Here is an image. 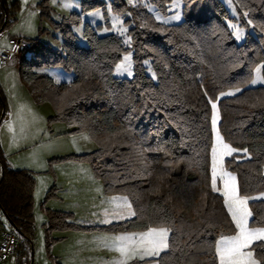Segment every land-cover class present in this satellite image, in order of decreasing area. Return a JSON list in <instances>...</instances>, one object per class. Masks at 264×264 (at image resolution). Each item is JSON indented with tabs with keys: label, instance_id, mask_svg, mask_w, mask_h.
Wrapping results in <instances>:
<instances>
[{
	"label": "trees",
	"instance_id": "trees-1",
	"mask_svg": "<svg viewBox=\"0 0 264 264\" xmlns=\"http://www.w3.org/2000/svg\"><path fill=\"white\" fill-rule=\"evenodd\" d=\"M166 13L172 0H148ZM182 19L159 21L145 4L111 0L113 11L128 27L127 45L116 33L99 35L84 22L85 44L73 27L82 13L103 0H80V10L52 21L62 36L59 48L39 38L27 39L20 54L18 74L37 104L49 103L48 123L62 121L68 132L85 131L95 148L48 159V171L59 161L87 162L106 195H125L135 216L104 225H81L72 214L46 209L44 231L98 229L108 232L165 227L169 247L159 256L129 264H218L217 239L235 233L223 196L211 187L212 108L219 109L218 127L224 140L244 154L225 158L235 173L241 193L264 192V84L249 86L261 65L264 76V0H233L232 16L222 0H181ZM49 14L47 0L38 4ZM16 21L6 0H0V32ZM228 21H239L246 31L237 42ZM100 24H98L99 26ZM132 52L133 75L116 77L112 70L124 52ZM149 60L155 74L147 73ZM47 66L71 70V81L56 82L42 71ZM232 96L219 97L228 89ZM0 97V122L6 114ZM35 173L13 168L0 150V210L18 237V252L28 255L34 230ZM251 226H264V199L249 201ZM5 217V216H4ZM13 225L19 229L20 235ZM25 243H28L25 244ZM256 244H264L257 241ZM253 244L254 257L264 264V248ZM24 259V258H23ZM29 261L25 258V263Z\"/></svg>",
	"mask_w": 264,
	"mask_h": 264
},
{
	"label": "rangeland",
	"instance_id": "rangeland-1",
	"mask_svg": "<svg viewBox=\"0 0 264 264\" xmlns=\"http://www.w3.org/2000/svg\"><path fill=\"white\" fill-rule=\"evenodd\" d=\"M40 1L42 0H7V5L9 10L13 11L14 15L16 16V21H15L16 23H14L10 27V29H8L7 31L5 30L3 33L0 34V46H2L9 39L10 36L13 35L15 36L20 34L27 37L28 39L39 38L43 43H50L52 46L57 48L61 46L62 36L57 30H55L52 27V21H57L63 15H67L72 11H79L81 8L80 0H47V5L49 7L48 8L49 14L47 15L41 14V9L38 5ZM103 1L105 3L104 8L97 7L95 9L82 13V22L73 27V32L76 35V39L78 43L82 45L85 44V39L83 37V26H84V22H88L92 27L96 29V32L99 35L116 33L120 37H122L123 41L127 45H129L130 37L128 35V27L124 23L122 16L116 13L115 11H113L110 3L111 0H103ZM127 1L129 2V4L132 5L145 4L148 10L151 11L154 14V16L159 21L162 22L167 21V23H176L182 19L181 0H172L168 5L166 13H161L157 11L155 7L151 3H149L148 0H127ZM222 1L228 8L230 14L232 16H236L237 10L233 3V0H222ZM174 16H179V19H172V17ZM98 24L100 25L98 26ZM228 25L232 29L233 37L237 42H240L241 40L244 39V34L246 29L242 25H240L239 21H228ZM7 32L9 33L7 34ZM125 56L130 57L131 66L129 71L131 72V75H129L128 72L117 71V65L121 64L122 62H125L124 61ZM7 64L8 63H4V64L0 63V97L3 98L5 104H6L5 99L8 97L7 95L11 90L14 89L12 87L13 81L14 80L15 82L16 80L17 82L21 81L19 78V74H18V78L17 75L16 77L14 76L13 67L6 68ZM144 66L146 67V73L153 80H155V74L151 68L150 61L145 60ZM257 68H260L259 79H257V72H256ZM42 71L53 77V79L56 82H62V81L68 82L71 81L74 77L73 71L66 70L60 66H47L42 68ZM112 74L116 77H131L133 75V63H132L131 51H127L122 54L120 60L114 66L112 70ZM253 80H257V82L255 84L251 83V81ZM251 81L249 83V86L264 84V76H262L261 74V65L255 68L254 75ZM235 90L236 89H228L223 92H230V91L234 92ZM221 93H219L218 95L219 97H222L220 95ZM7 106L9 109V104H6V107ZM38 108H39V115H40L39 118L41 119V123L37 125V122H35L34 124L35 128L36 127L39 128L38 133L35 136L36 143L28 147L29 149L28 148L24 149L23 152L26 150V152L28 153L30 152L29 150L31 149H33L32 152H35L36 148H43L48 143L53 145L57 151H62L64 149H68L72 147L73 150L75 151L85 150L88 152L95 148V142L85 131L68 132V126L62 121H54L52 123H48V116L52 114V107L49 103L47 102L41 103V105H39ZM211 117H212V113H211ZM4 122L6 123L8 121H5L4 119L2 123L5 124ZM48 124H50L51 126L50 128H47ZM211 129H212V140H213L212 147H213L215 143V135L213 132L212 124H211ZM84 137H87V139H84ZM212 147H211V171H212ZM242 154L243 153L238 152V153H234L233 155L240 156ZM85 163L87 164V167L90 168L89 163L87 162ZM232 173L235 175L234 172ZM40 174L41 176H43V179L36 184V189L34 194V203H33L34 230L30 241V250H29V254L25 255L24 259L21 260V263H25V258H26V262L27 259L29 261L28 264H115V262L119 259L118 255L116 254L117 253L116 251L115 254L113 252L111 253L107 249H104L101 252L100 250H94V251L88 250V251H79V252L76 251L75 244H79V242H77L78 241L77 238H73V236L71 235L72 234L71 232H76L75 230L72 231L73 229L52 230L51 231L52 239L50 243H48L44 231V223L46 221V209L47 208L51 209L49 205H57L59 207H62V210L60 211L71 213L72 221L81 225H87V226L90 225L88 222H86V219L91 214L89 209L87 210H82V209L79 210L77 208L73 209V207L75 206H73L74 203L72 202V200L73 197L76 195V193L67 187L64 188L61 192L60 189L61 187L59 183H57V185L56 183H54L53 176L55 173L53 167H52V172H49L48 164H47L45 171ZM217 187H222L219 178L217 179ZM101 191H103V187ZM81 194L83 195L86 194L87 197L89 195L92 199L91 203L93 202L94 205L98 203L97 204L98 207H99V202L101 203L102 200L104 199V197L101 198L100 192L99 194H97L96 190L93 188L89 190H84L83 192L80 193V195ZM261 194H264V192H261L260 195ZM122 197H126V196L122 195ZM88 204H90L89 200H88ZM115 206L117 205L115 204ZM70 209H72L73 212ZM107 210L111 211L110 209ZM118 211H120L119 208ZM107 216H108L107 212H104V214L101 215V218L99 220L102 223L101 225H104V223L105 224L112 223L110 216H108V218ZM5 221L6 218L3 217V222ZM249 226L260 228V226H251L250 223ZM134 232L140 233L138 231H134ZM113 233L115 232H108V231L105 232V234H113ZM224 236H228V235H224ZM220 238L221 237H219L217 241ZM25 244L28 245V243ZM146 264H157V261L152 259L148 261Z\"/></svg>",
	"mask_w": 264,
	"mask_h": 264
},
{
	"label": "crops",
	"instance_id": "crops-1",
	"mask_svg": "<svg viewBox=\"0 0 264 264\" xmlns=\"http://www.w3.org/2000/svg\"><path fill=\"white\" fill-rule=\"evenodd\" d=\"M7 2V0H6ZM33 5V3H32ZM21 18V17H20ZM22 19V18H21ZM16 23V22H14ZM12 23V25L14 24ZM11 25V26H12ZM10 26V27H11ZM8 27L5 29L6 31L10 29ZM5 30H3L1 33H3ZM9 32H7L8 34ZM16 37H23L26 40L27 37L23 35H13L10 36L9 39L0 46V50L2 48H6L11 45L12 41ZM20 55L17 57H14L11 61L8 62L6 68L13 67L14 76L18 78V63L20 59ZM20 81V80H19ZM21 83V84H20ZM22 82H15L13 81L12 87L14 88L9 92V94L5 97L6 104H9V109L7 106L5 117H3V120L8 122H4L3 120L0 122V150L2 152V155L5 159V161L8 163L9 166L19 169V168H27L29 170H32L35 173V188H34V194L36 189V184L39 183L43 176H41L40 173H43L47 167L48 159L51 157L56 156H62L69 153H84L87 151H75L73 148L64 149L62 151H57L53 145L48 143L43 148H36L35 152H32L33 149L29 150L30 152H26V150L23 152L24 149H27L28 147L34 145L36 143L35 136L38 133L39 128H35L34 124L37 122V125L41 123V119L39 118V105L33 101L31 96L29 95L26 87L22 86ZM25 87V88H24ZM2 123V124H1ZM36 125V126H37ZM50 124H48L47 128H50ZM29 149V148H28ZM25 153V154H23ZM54 183H59L61 192L64 188H69L70 190L74 191L76 195L73 197L72 202L74 203L73 209L77 208L79 210H90V216L87 217L86 222H88L90 225L97 226L101 225V215L104 214V212L108 213V216H110L111 222L120 221L123 219L130 218L132 216H128L125 214V216H116L113 215L114 211H118L117 205L120 201L119 200H113L112 198H121L122 195H106L102 189V184L96 178L90 168L87 167V164L82 161H73V160H65V161H59L54 163ZM95 189L96 193L101 194V198L104 197L102 202H99V207L91 203L92 199L91 197L86 194H81L84 190L89 189ZM261 196L260 193L254 195V197ZM88 200L90 201V204H88ZM49 207L53 210H62V207H59L57 205H49ZM61 208V209H59ZM72 208V207H71ZM107 209H110L111 211H108ZM67 210V209H66ZM72 210V209H70ZM73 212V210H72ZM75 212V210H74ZM107 216V218H108ZM231 216V215H230ZM3 217L1 215L0 210V223L2 224L3 228H9L8 224L6 225L7 221L3 222ZM105 224V223H104ZM145 230H139L138 232H144ZM74 231V230H72ZM76 232H71L73 238H77L79 244H75V250L76 251H88V250H100L103 251L104 249L109 250L111 253L113 252L115 254L114 248L111 246L112 241L110 238L121 236V235H129L131 233H135L134 231H127V232H115L113 234H105L104 231L93 229L89 231L84 230H75ZM234 234V233H233ZM231 234V235H233ZM229 236V235H228ZM87 241V243H86ZM99 253V252H98ZM97 253V254H98ZM118 257L120 258V254L116 253ZM21 252L16 251L14 255L9 257L3 264H18L20 260L24 258ZM156 257V256H154ZM154 257H147L148 258H154ZM255 259V258H254ZM219 264V260H218ZM260 264V263H259Z\"/></svg>",
	"mask_w": 264,
	"mask_h": 264
},
{
	"label": "snow or ice",
	"instance_id": "snow-or-ice-1",
	"mask_svg": "<svg viewBox=\"0 0 264 264\" xmlns=\"http://www.w3.org/2000/svg\"><path fill=\"white\" fill-rule=\"evenodd\" d=\"M172 19H179L174 16ZM167 23V21H165ZM125 62L117 65L118 72H128L131 75L130 57L125 56ZM257 79L260 78V68L256 69ZM257 80L251 81L255 84ZM241 91L237 88L234 92H222L221 96H232ZM212 108L211 124L215 135V143L212 147V171L211 187L213 191L219 192L224 197V204L231 215V220L235 224V234L230 236H221L215 244V252L219 258V264H259L254 259L255 249L252 247L257 241H264V227L256 228L249 226V219L253 213L249 208V201L264 199V194L259 197H251L241 193L237 182V177L226 170L224 167L225 157H232L234 153L241 152L243 158H247V149H237L226 143L220 134L218 127L219 109L216 102L209 101ZM87 139V137H84ZM219 178L222 187H217ZM119 200L117 208L120 211H114L116 216H135L132 205L127 197L112 198ZM107 222V221H106ZM169 231L165 227H149L147 231L121 235L110 238L111 246L120 254V258L115 264H129L131 260H145L147 257L159 256L160 253L169 247ZM256 247L264 248V244H256Z\"/></svg>",
	"mask_w": 264,
	"mask_h": 264
},
{
	"label": "built area",
	"instance_id": "built-area-1",
	"mask_svg": "<svg viewBox=\"0 0 264 264\" xmlns=\"http://www.w3.org/2000/svg\"><path fill=\"white\" fill-rule=\"evenodd\" d=\"M28 46L23 37H16L10 46L0 50V63H8L14 57L19 56ZM18 249V237L11 228H3L0 223V264H3L9 257L14 255Z\"/></svg>",
	"mask_w": 264,
	"mask_h": 264
},
{
	"label": "water",
	"instance_id": "water-1",
	"mask_svg": "<svg viewBox=\"0 0 264 264\" xmlns=\"http://www.w3.org/2000/svg\"><path fill=\"white\" fill-rule=\"evenodd\" d=\"M4 216H5V218L10 222V220H9V218L7 217V215L4 213ZM11 223V222H10ZM13 228L20 234V235H23L22 234V232L19 230V229H17L14 225H13Z\"/></svg>",
	"mask_w": 264,
	"mask_h": 264
}]
</instances>
